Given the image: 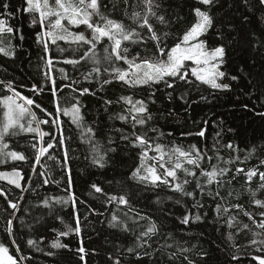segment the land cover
Here are the masks:
<instances>
[{
  "label": "trees",
  "instance_id": "obj_1",
  "mask_svg": "<svg viewBox=\"0 0 264 264\" xmlns=\"http://www.w3.org/2000/svg\"><path fill=\"white\" fill-rule=\"evenodd\" d=\"M107 4V8L102 7L101 11L109 18L121 20L126 26L135 25L124 15L121 10L122 0H102ZM135 0H129V7L126 9L128 15H131L133 8L131 5ZM9 4L7 11L13 13V17L8 23L13 28H19L23 33L24 39L18 37L12 39L14 46V56H4L0 53V80L12 81L17 91L23 95L33 98L43 108L51 112L54 108V97L47 88L40 94H34L30 91L32 85L42 86L45 83L44 57L47 55L41 44L36 42V34L41 31L39 24L32 25V15L23 11H18L23 6V0H0V12L4 11L2 5ZM116 3L117 8L113 10L112 4ZM163 12L168 23L166 25L159 24L154 18H150V23L159 32L168 31V44H174L186 29L194 22L195 16L192 11L198 5L196 0H162ZM252 10L243 3V0H218L215 7L211 9L214 16V26L206 36L201 39L206 40L209 47L226 44V63L221 70L228 74L225 78L226 83H230L231 90H213L208 85H204L190 77L191 84L178 81L175 89H167L163 85H158L159 89L155 94V103H149V111L153 113L154 119L150 126H155L166 135L161 138L162 143L170 144L172 142L187 146L196 144L202 146L204 141L197 136H182V133L195 131L196 126L203 120H208V131L206 132V143L209 148L213 145V138L216 132H220L221 137L218 138L220 145L229 142L238 145L241 149L239 155L243 160L245 154L253 146H257V152L244 163L230 165L233 172L237 166L243 167L245 171L259 164L260 159H264V152L259 150L260 145H264V117L256 113L264 112V50L253 48V33L256 35L264 34V8H260L255 4V0H249ZM136 10H139L137 8ZM247 16L245 21L243 18ZM6 18V16H0ZM81 26L80 30H83ZM221 33L224 39H220ZM87 34V33H86ZM142 35L147 36V30L142 31ZM11 37H5V44ZM127 44V42H125ZM59 48L56 45H49L50 54L54 61H62L65 58H79L80 51L75 50V45H67L63 41H58ZM103 45H98V49ZM65 49L60 51L59 49ZM140 51L141 55H151L155 52L154 45L151 41L147 45L136 44L130 46V52ZM119 66L126 67L123 62ZM65 68L71 79L79 81L78 87H90L96 91V96L85 95L79 97L82 107L84 121L88 125H92L96 129V139L103 145L102 150L109 147H115V152H109L107 155L106 166L100 168L91 163L90 145L84 143L80 139V129L70 122L67 116H61L64 121V136L71 137L66 140L68 147L67 167L71 169L72 191L75 193L77 203L75 207L71 203L67 205H57L53 203L50 210L42 204L45 196H66L64 188L67 186V173L62 167L63 152L59 146L50 149L51 155L55 156L54 160L47 157L42 159V163L47 165L48 171L51 173L50 180H59V184L49 183L43 187L39 186L42 177L35 176L31 173L33 165L34 150L30 147L37 137L34 133H22L15 137H6L9 143L8 150L23 152L29 159L27 162L7 161L5 165H0V169L13 170L17 168L23 171L25 180L32 181V187L27 192H21L14 185L0 180V188L7 193V198L19 203V211L16 212L17 219L13 221V235L16 243L20 245L21 252L14 251L15 245L11 243L13 237H9L5 231V220L12 211L8 208L4 197H0V243H4L9 247L10 253L17 256L24 255L28 259L21 261V264H113L109 259V255L113 258L119 256L121 264H173L168 260L167 255L156 253L153 257L144 256L137 260L135 255L127 253V247L133 245L134 238L129 233H125L118 228L109 227L111 214L116 212L120 215L122 212L128 211V207L119 206L115 203H106L105 193L108 195H125L129 199L131 208L134 211L129 212V216H134L138 211L141 215L151 216L158 225H163L161 235L154 238L158 243L153 247H159L166 240L173 243V240L167 236L172 233L173 238L184 244L185 247L195 245L197 248L206 250L209 255L205 258L207 264H229V253L242 256L241 264H249L250 256H245L248 252L252 255L257 254L254 246L249 244L252 239L251 232L247 230L240 232L235 236V243L239 246V251L231 247V242L227 241L226 236L229 229L223 220L213 223L215 213L213 211L215 202L204 198L205 208L200 209L201 214L206 211L208 215L203 222L190 223L183 225L180 218L186 213V207H191V200L187 197L181 198L178 193L172 192L167 186L160 185L153 187L138 183L131 179V172L138 165V148H133L126 141H121L118 135L113 131L114 128L129 126L124 125L119 120H109V114H115L122 110L123 103H114L109 107L108 112L104 111L102 99H111L115 101L121 95L133 96L134 99H145L147 101L149 92L144 88H128L120 82H113L111 85L105 86L101 91L97 84L89 85L83 80L82 73H87L90 64L81 62L75 68L72 65L64 63H56L52 70V74L56 77L57 87L62 84L70 83V80H62L59 68ZM231 75H236L239 79L232 81L228 79ZM172 94L171 100L168 94ZM61 97H69L74 95L68 88L58 93ZM184 96L188 103L183 102L180 97ZM205 97L206 99H201ZM195 101V103H193ZM64 100L61 104L64 105ZM247 104L248 108L243 105ZM190 105V106H189ZM250 111L249 109H253ZM37 118H46L38 109L33 108ZM172 113L169 115V113ZM2 111H0V117ZM95 122V123H94ZM195 122V123H194ZM35 126V125H33ZM41 128L48 131L46 125ZM231 129V131H229ZM140 129H137L139 131ZM147 131V129H145ZM172 133L168 136L167 133ZM150 136L155 134L149 133ZM111 136L115 143L108 144V137ZM48 138L45 137V140ZM209 154H212L211 152ZM220 154L228 159L235 155L230 150L220 147ZM215 159L213 163H215ZM37 172L43 171L40 166H36ZM264 171V166L260 168ZM178 175H182L178 173ZM231 176L232 173H229ZM23 183V182H22ZM97 184L103 189L102 193H96L91 187ZM258 176L254 177L251 182V188L255 190L258 187ZM25 187L27 185L25 184ZM229 186L221 191V195L227 196ZM234 192L233 197H229V203H240L250 212L258 213L264 209H260L252 203L253 197L246 192V177L243 173L236 176L230 185ZM191 190V185H189ZM240 193L239 200L235 199V193ZM23 196V200L19 197ZM172 197V199H168ZM256 199L264 200V190L256 193ZM159 200V203H157ZM181 203L177 204L176 201ZM7 209V211H5ZM96 211L93 212L92 210ZM193 212L196 209H192ZM97 213H103L98 215ZM80 218L79 234L72 232L68 236H59L58 233L66 231L65 224L75 227V215ZM229 215H236L243 223H248L252 227L251 222L237 209H233ZM64 223H61V219ZM259 218V217H258ZM140 225H144L146 221H140ZM133 225L129 222V227ZM139 231V228H137ZM235 234V229H232ZM253 231H256L253 228ZM32 239L37 243L35 246H29L27 240ZM67 245V247L54 248L52 243L56 240ZM85 248V253H79L77 249L81 246ZM247 245L248 247H244ZM151 251V250H150ZM171 251V249H169ZM81 255L84 260H81ZM235 264V262H231ZM255 264V262H252Z\"/></svg>",
  "mask_w": 264,
  "mask_h": 264
},
{
  "label": "snow or ice",
  "instance_id": "obj_2",
  "mask_svg": "<svg viewBox=\"0 0 264 264\" xmlns=\"http://www.w3.org/2000/svg\"><path fill=\"white\" fill-rule=\"evenodd\" d=\"M198 5L192 9L195 22L184 31V33L177 38L176 42L171 46L168 44V31L159 32L150 23V18H154L159 24L166 25L168 21L163 12L162 0H135L131 5L133 11L128 15L127 8L129 7V0H122V11L124 15L132 22L134 27L126 26L121 20L109 18L101 11V8H107L102 0H23V6L18 11L31 14V24H39L41 31L36 34V42L41 44L44 52L47 54L44 59L46 61L44 72L45 83L42 86L32 85L30 91L34 94H40L45 88L54 97V108L49 112L43 108L33 98L23 95L17 91L12 81L0 80V164H4L10 158L12 161L27 162L29 159L23 152H18L9 149V143L6 142V137H15L22 133L36 134V141L31 143L30 147L34 150L33 165L31 173L35 176L42 177L40 182L41 187L51 183L59 184V180H50L51 173L48 171L47 165L42 163V158L47 157L49 160H54L55 156L51 155L49 150L55 149L59 146L63 152L62 167L67 173V186L64 188L66 196H45L42 199L44 207L50 210L53 203L57 205H67L71 203L75 207L77 198L72 191L71 169L67 167L68 147L66 140L71 137L64 136V121L61 116L70 118V122L80 129V139L90 145L91 149V163L100 168L106 166L107 155L109 152H115V147L103 149L100 141L96 139V129L92 125H88L84 121L82 114L81 101L79 97L85 95L96 96L97 93L90 87H78L79 81L71 79L68 76L65 68L58 69L61 73L62 80H70V83L62 84L57 87L56 77L52 74V70L56 63H64L72 65L74 68L81 65V62L90 64L91 67L87 73H82L84 81L89 85L97 84L101 91L105 86L111 85L114 81L120 82L128 88H144L149 92L147 101L145 99H134L133 96L121 95L115 101L111 99H102L104 111L108 112L109 107L114 103H123L124 107L121 111L109 114V120H119L128 128L120 127L114 128L113 131L118 135L121 141H126L133 148H138V165L131 172V179L138 183L158 187L161 184L167 186L172 192L178 193L181 198H189L191 200V207H186V213L180 218V223L189 225L190 223L203 222L208 215L205 211L203 215L200 209L205 208L204 198L215 202L213 209L215 213V220L217 223L223 220L227 225L229 231L226 239L231 242V247L239 251V246L235 243V236L240 232L248 231L252 234V239L249 241L251 246H254L257 254L245 252V256H250L249 264H264V210L253 213L244 208L240 203H229V197H233L234 192L230 185L236 176L243 173L246 177L245 190L252 199V203L264 209V200L256 199V193L264 190V171L260 168L264 166V159H260L259 164L249 168L247 171L243 167L237 166L233 172L230 165L244 163L249 160L256 152L257 146L245 154L243 160L239 155L241 149L238 145L229 142L220 147L230 150L235 155L225 159L220 154V143L218 138L221 137L220 132H216L213 138L214 142L211 148L206 143V132L208 131V120H203L196 126L195 131H188L182 133V136H197L200 137L204 143L201 147L196 144H189L183 146L174 142L165 144L160 142L161 138L166 134L155 126H150L154 115L149 111V103H155V94L159 89L158 85H163L167 89H175L178 81L186 84H191L190 77H194L196 81L201 84L208 85L213 90H231L230 83H226L225 78L228 75L226 71L221 70L226 63V44H219L209 47L206 40L201 37L206 36L210 29L214 26V16L211 9L216 6L218 0H196ZM249 10H252L249 0H243ZM255 4L260 8H264V0H255ZM113 10L117 8V4H112ZM139 8V10H136ZM4 11L0 12V53L4 56H14V46L12 39L17 37L20 40L24 39L23 33L19 28H13L8 20L13 17V13L7 11L9 4L2 5ZM247 21L248 17L243 18ZM81 26H84L83 30ZM147 30V36L142 35V31ZM87 33V34H86ZM253 35V48L264 50V34ZM11 37L8 43L5 44V37ZM220 39H224L221 33ZM58 41H63L65 44L71 46L75 45L76 49L80 51L79 58H65L62 61H54L50 54L49 45H56L59 48ZM151 41L154 45L155 52L151 55H141L140 51L134 53L130 52V46L136 44L147 45ZM127 42V44H125ZM98 45H103L98 49ZM64 51L65 49H59ZM123 62L126 67L119 66ZM228 79L235 81L239 79L236 75H231ZM264 87V85H262ZM64 88H68L74 95L71 96V103L69 97H61L58 93L62 92ZM264 94V93H262ZM169 100L172 94H168ZM64 100V105L61 100ZM180 99L188 103L184 96ZM201 99H206L201 97ZM195 103V101H193ZM190 106V105H189ZM248 108V105H243ZM33 108L38 109L43 113L44 117L38 119ZM254 111L253 109H249ZM172 113L170 112L169 115ZM264 117V112L256 113ZM95 123V122H94ZM195 123V122H194ZM35 125V126H33ZM41 125L48 126L49 130L45 131ZM137 129H140L137 131ZM147 129V131H145ZM231 131V129H229ZM149 133L155 134L150 136ZM172 136V133H167ZM45 137L48 139L45 140ZM115 140L109 136L108 144L112 145ZM259 150L264 152V145L259 146ZM212 154H209V153ZM215 159V163L213 160ZM40 166L43 171L37 172L36 166ZM178 173L182 175H178ZM229 173H232L230 176ZM258 176V187L253 190L251 182L254 177ZM0 180H5L9 184L14 185L15 188L20 189L21 192H27L32 187V181L25 180V175L22 170L13 168L12 171H0ZM23 182V183H22ZM25 184L27 187H25ZM191 185V190L189 189ZM228 187L227 196L221 195V191ZM91 187L96 193H102L103 189L97 184H92ZM106 203H115L117 210L120 205L128 207V211L117 215L116 212L111 214L109 220V227L118 228L125 233L131 234L134 238L133 245L127 247V253L135 255L137 260L144 256L153 257L156 253L167 255L168 260L173 264H207L205 259L209 253L206 250L197 248L195 245L185 247L184 244L173 238L172 233H167V236L173 240V243H168L167 240L159 247H153V244L158 243L154 238L161 235L163 225H158L151 216L141 215L138 211L134 216H129L131 208L127 194L125 195H108L105 193ZM0 197H4L8 208L12 211L8 214L5 220L4 231L9 237H13L11 243L15 245L14 251L21 252L20 245L16 243L13 235V221L17 219L16 212L19 209V203L7 198V193L3 188H0ZM235 199L239 200L240 193H235ZM23 200V196L19 197ZM172 199V197H168ZM159 203V200H157ZM181 203L180 200L176 201ZM192 209H196L195 212ZM233 209L239 210L251 222L252 227L248 223L240 221L236 215H229ZM7 211V209H5ZM93 212L96 210L93 209ZM103 215V213H97ZM259 217V218H258ZM61 219V223L63 219ZM140 221H146L144 225H140ZM129 222L133 225L129 227ZM66 231L58 233L59 236H68L70 233H80V218L75 215V227L65 224ZM139 228V231H137ZM253 228L256 231H253ZM235 229V234L232 231ZM36 241L29 239L27 244L35 246ZM54 248L67 247L60 243L57 239L52 243ZM248 247L247 245L244 246ZM171 249V251H169ZM151 250V251H150ZM79 253H85L83 242L77 249ZM28 257L21 255L19 258L10 253V249L4 243H0V264H21V261L27 260ZM81 260L84 256L81 255ZM109 259L113 264H121L119 256L113 258L109 255ZM242 256L229 253V264H241Z\"/></svg>",
  "mask_w": 264,
  "mask_h": 264
},
{
  "label": "rangeland",
  "instance_id": "obj_3",
  "mask_svg": "<svg viewBox=\"0 0 264 264\" xmlns=\"http://www.w3.org/2000/svg\"><path fill=\"white\" fill-rule=\"evenodd\" d=\"M2 117V116H1ZM43 159V158H42ZM8 161H12L10 158L8 159ZM7 163V162H6ZM6 163L4 164H0V165H5ZM0 171H12V170H8V169H0ZM1 181H5V180H1ZM7 182V181H5Z\"/></svg>",
  "mask_w": 264,
  "mask_h": 264
},
{
  "label": "bare ground",
  "instance_id": "obj_4",
  "mask_svg": "<svg viewBox=\"0 0 264 264\" xmlns=\"http://www.w3.org/2000/svg\"><path fill=\"white\" fill-rule=\"evenodd\" d=\"M37 168H38V165H37Z\"/></svg>",
  "mask_w": 264,
  "mask_h": 264
}]
</instances>
